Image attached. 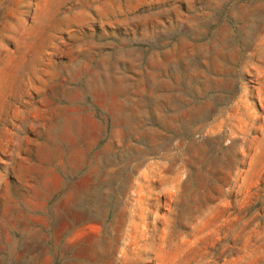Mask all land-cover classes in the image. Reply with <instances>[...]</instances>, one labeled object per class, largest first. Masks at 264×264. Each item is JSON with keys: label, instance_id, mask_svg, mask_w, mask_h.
Instances as JSON below:
<instances>
[{"label": "rangeland", "instance_id": "1", "mask_svg": "<svg viewBox=\"0 0 264 264\" xmlns=\"http://www.w3.org/2000/svg\"><path fill=\"white\" fill-rule=\"evenodd\" d=\"M0 264H264V0H0Z\"/></svg>", "mask_w": 264, "mask_h": 264}]
</instances>
